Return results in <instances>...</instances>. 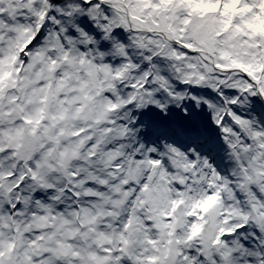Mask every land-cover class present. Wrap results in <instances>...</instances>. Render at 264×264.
Masks as SVG:
<instances>
[{
  "label": "snow or ice",
  "instance_id": "1",
  "mask_svg": "<svg viewBox=\"0 0 264 264\" xmlns=\"http://www.w3.org/2000/svg\"><path fill=\"white\" fill-rule=\"evenodd\" d=\"M0 264H264V0H0Z\"/></svg>",
  "mask_w": 264,
  "mask_h": 264
}]
</instances>
